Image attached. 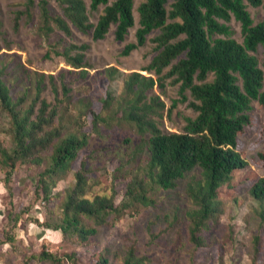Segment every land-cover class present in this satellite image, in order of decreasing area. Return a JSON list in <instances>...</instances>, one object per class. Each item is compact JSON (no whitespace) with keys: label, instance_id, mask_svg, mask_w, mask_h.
<instances>
[{"label":"trees","instance_id":"1","mask_svg":"<svg viewBox=\"0 0 264 264\" xmlns=\"http://www.w3.org/2000/svg\"><path fill=\"white\" fill-rule=\"evenodd\" d=\"M62 14H53L52 0H25L24 9L15 12L19 26L24 15L32 18L39 10V31L50 35L55 29L72 35V26L84 33L92 32L95 40L104 39L115 26V37L124 41L136 25L135 0H55ZM104 6L94 23L91 12ZM264 7V0H143L138 6L139 27L136 41L125 45L123 54L130 55L144 46L150 34L156 54L145 70V75L134 71L125 74V95L121 108L144 137L141 143L147 150L145 174L133 175L127 182L124 198L117 203L115 184L111 195H89L93 189L94 169L83 160L75 172L76 182L66 191L62 212L58 218L46 221V228L60 230L75 245L90 243L99 226L121 218L137 203L151 205L150 183L164 190L178 186L181 179L193 170L200 176L187 185L192 208L187 211L191 220L190 240L196 248L205 245L202 231L215 223L223 211L222 190L233 186L236 173L249 165L239 149V137L253 124L254 102L264 106V68L259 53H264V18L255 21L249 7ZM241 24L242 40L235 37L233 20ZM3 22L0 4V36ZM86 45H69L63 55L69 65L86 75ZM111 68V67H110ZM168 71L166 72V70ZM113 70V68L109 69ZM0 68V109L11 121V146L0 147V164L5 172V184L10 195L12 177L20 163L41 166L37 192L47 202L56 199V179L72 168L90 140L83 127L77 133H64L59 122L60 104L71 98L72 88L63 81L62 96L55 75H41L36 84L35 97L24 107L27 93L15 100L10 86L3 79ZM157 76V77H155ZM56 95L51 103L44 97L46 78ZM179 85L180 97L174 98L168 113L179 103H188L196 116H184L182 131H165L159 118L164 117L166 102L152 93L154 87L166 86V79ZM112 94L104 100L108 107ZM93 115V125L102 119L101 111L87 105ZM129 141V139H127ZM141 146V144H140ZM264 161V152L257 154ZM250 194L259 202L258 214L264 223V176L254 175ZM259 242V238L257 239ZM258 244V243H257ZM42 260L63 264V258L43 249ZM146 257L138 256L134 248L122 264H144ZM96 264H113L104 255Z\"/></svg>","mask_w":264,"mask_h":264},{"label":"rangeland","instance_id":"2","mask_svg":"<svg viewBox=\"0 0 264 264\" xmlns=\"http://www.w3.org/2000/svg\"><path fill=\"white\" fill-rule=\"evenodd\" d=\"M142 1L135 0V27L124 41H119L115 37V26L100 40H95L92 32L84 33L74 26L72 35L59 29L43 35L39 31L37 7L31 19L24 15L17 26L15 12L24 9L25 0H0L3 22L0 68H4L3 79L14 99L27 93L22 106H28L35 97L39 77L54 74L61 97L63 81L72 88L71 98L62 102L59 109L58 121L64 124V133H77L84 126L91 135L72 168L56 179L53 195L56 199L52 202H47L37 192L43 167L20 163L10 183L13 189L10 195L0 164V264H54L39 257L43 249L61 256L63 264H96L102 255L113 264H122L131 248L138 256L146 257L144 264H264V223L257 211L259 202L250 194L254 175L264 176V161L257 158L259 152H264V106L258 101L254 102L252 111L253 124L239 137L238 147L248 158L249 165L236 173L230 189L222 190L223 211L215 223L202 231L205 245L201 248H196L190 240L191 220L187 216L193 206L187 185L200 176L197 170L189 172L171 190L150 183L149 195L155 202L151 205L137 203L121 218L99 226L90 243L75 245L60 230L43 225L60 216L61 203L66 191L75 184V172L83 160L94 169L90 180L93 189L89 195H111L115 184L117 203L122 202L130 178L137 173L145 174L147 150L141 143L144 137L125 118L121 108L125 74L138 71L151 75L145 67L156 54L153 38L158 31L150 34L147 43L130 55L122 53L127 43L136 41L137 9ZM103 9L104 6L91 12L94 23ZM249 9L256 22L264 18V7L250 6ZM51 11L63 13L55 0L51 2ZM232 25L235 37L242 40L241 24L234 19ZM71 44L88 46L86 75L56 53ZM259 56L264 68L263 49ZM110 67L113 70H109ZM172 80V77L167 78L164 88L156 85L152 93L160 95L167 104L164 117L159 118L160 126L165 131L175 132L183 130L184 116L194 117L196 112L185 102L179 103L171 115L168 113L173 99L180 97L179 85ZM45 85L44 97L55 103L56 95L48 77ZM111 94L113 98L105 107L104 100ZM89 103L93 109L101 111L98 126L93 125ZM10 130V118L0 109V147L11 146Z\"/></svg>","mask_w":264,"mask_h":264}]
</instances>
